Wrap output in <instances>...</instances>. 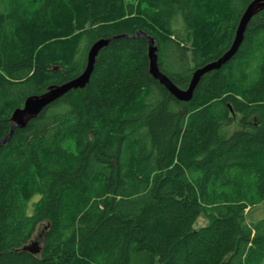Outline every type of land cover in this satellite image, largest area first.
<instances>
[{
	"label": "trees",
	"instance_id": "trees-1",
	"mask_svg": "<svg viewBox=\"0 0 264 264\" xmlns=\"http://www.w3.org/2000/svg\"><path fill=\"white\" fill-rule=\"evenodd\" d=\"M251 0H0V139L30 96L79 76L0 146V264H264V10ZM240 128L225 136L222 128ZM206 224L196 227L200 218ZM45 225L38 254L24 250Z\"/></svg>",
	"mask_w": 264,
	"mask_h": 264
},
{
	"label": "water",
	"instance_id": "water-1",
	"mask_svg": "<svg viewBox=\"0 0 264 264\" xmlns=\"http://www.w3.org/2000/svg\"><path fill=\"white\" fill-rule=\"evenodd\" d=\"M264 10V0H251V2L246 7L244 13L241 16L238 27L235 32V36L230 48L222 54L218 59L211 61L202 67H198L192 74V78L189 82L187 88H180L177 86L167 74H165L159 66L158 63V47L156 45L155 38L149 36V47H148V57H149V71L150 74L157 79L162 85H164L169 92L174 95L177 99L181 101H189L192 99L194 90L202 77L214 70L222 67L238 50L241 45L247 26L251 19L257 15L259 12ZM141 35H147L143 31H138L136 34H125L120 35L124 37H138ZM112 38H101L93 43L91 46L88 56L87 65L84 71L77 76L63 84L51 86L47 91L30 96L26 99L22 107L17 108L12 114V128L7 136L0 139V146L6 143L12 136L13 131L17 127H25L29 121L38 116L44 108H46L51 103L63 97L65 94L73 89L85 88L88 84L91 74L94 70L96 58L100 50L107 46ZM24 250L30 251L34 254H38L41 250V244L38 240H34L23 247Z\"/></svg>",
	"mask_w": 264,
	"mask_h": 264
},
{
	"label": "rangeland",
	"instance_id": "rangeland-1",
	"mask_svg": "<svg viewBox=\"0 0 264 264\" xmlns=\"http://www.w3.org/2000/svg\"><path fill=\"white\" fill-rule=\"evenodd\" d=\"M239 119L240 117L237 116L236 117V121L233 122L232 124L230 125H225L223 128H222V131L223 133L225 134V136H230L235 130L239 129L241 124L239 123ZM207 222V219H205L204 217L200 218L196 224V227H200L201 225H204L206 224ZM44 231H45V225H41V227H39V229L37 230L36 234H35V237L33 238V241L34 240H43V237H44Z\"/></svg>",
	"mask_w": 264,
	"mask_h": 264
},
{
	"label": "bare ground",
	"instance_id": "bare-ground-1",
	"mask_svg": "<svg viewBox=\"0 0 264 264\" xmlns=\"http://www.w3.org/2000/svg\"><path fill=\"white\" fill-rule=\"evenodd\" d=\"M260 13V12H259Z\"/></svg>",
	"mask_w": 264,
	"mask_h": 264
}]
</instances>
